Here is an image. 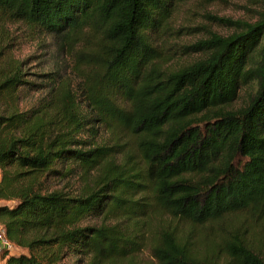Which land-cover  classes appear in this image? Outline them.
I'll list each match as a JSON object with an SVG mask.
<instances>
[{
	"label": "trees",
	"instance_id": "16d2710c",
	"mask_svg": "<svg viewBox=\"0 0 264 264\" xmlns=\"http://www.w3.org/2000/svg\"><path fill=\"white\" fill-rule=\"evenodd\" d=\"M181 1L0 0V224L23 250L4 264H264V7L168 68ZM9 25L71 75L30 72ZM22 90L42 94L23 110Z\"/></svg>",
	"mask_w": 264,
	"mask_h": 264
},
{
	"label": "rangeland",
	"instance_id": "374dc122",
	"mask_svg": "<svg viewBox=\"0 0 264 264\" xmlns=\"http://www.w3.org/2000/svg\"><path fill=\"white\" fill-rule=\"evenodd\" d=\"M264 7V0H183L176 6L168 23V31L159 38L162 40L160 44L166 49L165 54L168 60L164 63L165 67H175L188 60H193L196 57L178 58L175 55L181 53V47L190 45L197 40L205 39L209 33H216L218 35L226 36L233 31L227 24L221 22V19L243 20L247 22H254L257 19L258 13ZM10 33L9 37L14 42L10 44L9 48L15 58L25 60L32 58V63H29V71L35 74H42L59 70L61 75H71V63L62 58L56 51L53 42L48 39L40 40L39 38H28L21 35L17 31V26H8ZM158 43V41H157ZM159 44V45H160ZM173 51H176L173 54ZM39 79V77H31ZM253 92L250 87L247 91L240 94V98L234 102L233 107L238 108L246 101L248 92ZM42 93H35L32 91L22 90L24 100L21 109H27ZM84 183L76 178L69 181H53L51 187H61L66 192L74 194L80 193ZM95 220L86 221L84 224H94ZM181 229L188 230L187 224H181ZM228 228V224H225ZM211 232L217 231L216 226H208ZM194 231L207 230L195 229ZM9 254L18 255L23 250L15 245L7 251ZM5 252L0 254V264ZM134 264H153L150 260L147 250L133 257ZM68 264V262H66ZM123 264H129L124 261Z\"/></svg>",
	"mask_w": 264,
	"mask_h": 264
},
{
	"label": "built area",
	"instance_id": "2783aa9c",
	"mask_svg": "<svg viewBox=\"0 0 264 264\" xmlns=\"http://www.w3.org/2000/svg\"><path fill=\"white\" fill-rule=\"evenodd\" d=\"M12 247V244L9 242V240L6 238L4 228L0 224V254L4 251L10 250Z\"/></svg>",
	"mask_w": 264,
	"mask_h": 264
},
{
	"label": "crops",
	"instance_id": "0c3cea01",
	"mask_svg": "<svg viewBox=\"0 0 264 264\" xmlns=\"http://www.w3.org/2000/svg\"><path fill=\"white\" fill-rule=\"evenodd\" d=\"M0 204L2 203L0 202ZM9 255H12V254H9ZM4 262H5V258L2 259V264H4Z\"/></svg>",
	"mask_w": 264,
	"mask_h": 264
}]
</instances>
